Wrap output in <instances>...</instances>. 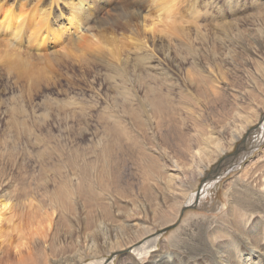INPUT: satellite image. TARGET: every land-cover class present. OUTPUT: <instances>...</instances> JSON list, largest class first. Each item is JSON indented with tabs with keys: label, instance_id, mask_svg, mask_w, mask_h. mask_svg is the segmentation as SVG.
<instances>
[{
	"label": "bare ground",
	"instance_id": "obj_1",
	"mask_svg": "<svg viewBox=\"0 0 264 264\" xmlns=\"http://www.w3.org/2000/svg\"><path fill=\"white\" fill-rule=\"evenodd\" d=\"M106 1L50 0L49 4L47 3L45 6L48 7L47 9H50L49 6L51 7V5L54 7L53 25L57 24V18L64 17V11L73 15L71 20L74 21L70 22L71 20L66 19L65 22L68 27L59 28L57 31L59 38L58 36L55 37L62 41L60 43H63L65 50L63 53L83 56L84 52H91L96 62L103 64V66L106 64L105 72L109 80L112 79V83L121 87L120 90L113 92L114 95L109 98L110 105L108 106L112 108L113 114L105 116L104 132L98 136L97 145L94 144L95 147L97 146L95 149H99V151L93 149L91 154L94 158L95 156L96 158L97 156L104 157L105 148H108V153L115 151L121 154L122 142L135 139L131 148L128 146V152L132 154L133 151L137 150V155L146 159L143 181L137 197L140 198H130L129 195L127 197L122 193L120 195L125 201L123 204L119 200L120 198L119 201L116 198L113 200L111 199L112 196L107 198V200L110 198L108 203L99 202L95 197L98 196V193L96 195L95 191L91 189L89 176L92 165L96 166L98 161L87 162L86 147L83 148V155L81 156L83 159L80 162L82 165H80L79 172L76 173L73 170L63 174L60 170L63 175L58 172L60 184L54 189H48L47 180L43 181L42 172H44L45 167L42 169V166L44 162L42 161L43 158L41 159L40 151L36 152L34 156L39 168L35 167L38 170L33 168L35 173L33 170L32 176L35 182L32 185L29 184L31 175L29 176L24 158L17 153V150L20 148L18 141L20 143L25 141L26 144L31 142V133L23 130L20 135L23 140H20L17 133L15 143H12L13 151H10L9 157L0 154V225L12 227L13 231L19 234L18 238L31 241L30 245L24 243L27 244L25 252L15 251L17 255L15 258L18 257L17 263L113 264V258H118L117 264H264V163H262L264 155L255 161L256 164L260 163L257 168H254L253 164L249 165L251 168L247 166L239 175L234 176L226 187L224 186L227 207L226 205L217 206L214 211H219L218 216L196 217L190 215L178 222L185 208H201L206 190L223 178L227 172L239 167L243 160L248 157L247 155L258 149L260 144L264 142V0H228V4L232 5L230 12L235 15L238 10L254 8L255 18L251 17L248 25L253 24L260 35L254 41L253 46L238 41L225 45L224 40L220 38V32L216 29L219 28L217 25H214L215 28L206 33L207 40L205 39V43L201 38L200 25L193 24L194 28L191 30L192 28L183 25L186 22L184 17L178 12H176L178 14H172L171 8L175 2L173 5L171 2L174 0H153L158 3L157 8L160 12L156 20H150L137 12H127L120 7L113 9L110 13L107 12V15L102 19V16H98V18L100 17L98 20L96 14L100 15L99 13ZM177 1L182 3V0ZM17 2L18 0H15V5ZM198 2L210 5V10H213L215 6V8H220V2L218 3L217 0H210V2L209 0H191L189 4L191 7L193 6V11L194 8H197L196 5H201ZM39 6L41 7V5ZM124 6L123 4L122 7ZM2 8L0 6V12ZM10 8L12 7L10 6ZM35 9H33L34 13H36ZM50 10L48 11L50 12ZM15 16L14 13L10 12L0 23L1 36L3 34L10 37L11 39H8L12 46V48L10 47L12 50H8L11 53L9 54L5 48L10 44L0 42V61L6 64L7 61L15 58L14 60L18 61V64L15 65L18 68V75L27 74L28 70L36 75L33 71L38 68L32 70L34 68L32 65L35 63L31 66L27 65V68L23 67L26 65L22 64L25 62L22 58L23 54L27 55L29 52L28 48L26 50H24L25 47L22 48L27 17L26 15ZM32 16L35 18L34 15ZM14 17L15 22L19 21V24L17 23L16 27L11 28L9 25H12L11 22ZM94 20L96 25L90 27L89 23ZM226 22H223L224 27L227 25ZM108 23L114 30V35L111 37L105 35L102 27ZM154 23L161 24L163 31H167L159 32L160 34L163 32V35L168 37L167 42L156 39L152 34ZM40 25L42 24L40 23ZM248 25L246 21H236L224 31L223 35L228 40L230 39L229 41L233 39V35L237 36L236 39L244 38L246 36L245 31L250 29ZM50 28L49 26L45 28L49 40L56 36L50 32ZM39 29L36 32H40ZM54 29L56 30V28ZM45 31L43 30V32ZM32 34L38 35L33 32ZM193 34L197 37L190 39ZM26 36L27 41L25 43H28V47L30 43H34L36 48H31L32 44L30 48L35 49L34 52L38 53L35 55L30 53L29 57L38 59L41 57L39 40L33 39L34 36L30 37L29 35L28 37L27 34ZM125 41L126 45L124 44ZM241 55L244 57H239ZM237 57H239L241 65L234 63ZM14 60L13 62L17 63ZM140 60L145 62L141 67L138 64ZM200 61H210V64L214 65L215 68L217 63L216 72L212 71L209 74L204 72ZM54 62L51 60L50 63L53 65ZM187 67L191 68L192 73H186ZM243 67H245V72L252 69L263 81V84L253 81L249 84V88L255 90L260 96L257 100L253 96L252 99L250 98L253 94L251 93L252 90L240 92L233 88V77L230 79V76L236 78L235 74L239 72L237 70H243ZM208 68L205 69L208 71ZM219 68H222V73ZM225 75H228L229 79H225ZM248 77L247 75L246 78ZM189 88H194V91L199 93L202 90L204 108L206 106L212 108L217 105L221 101L219 97L216 99V96L228 91L235 107L248 99L251 110L246 112L244 116L237 114L239 123L233 120L234 123L230 124L232 128L225 124L218 130L213 128L207 136H212L211 134L214 132L216 137L201 136L199 140L201 144L197 146L185 142L186 140H183L180 130L175 129L173 133L177 136L178 148L185 151L188 156L187 161L180 162L177 160L178 158L175 159L163 147H159L160 144L156 149L161 155L157 154L159 157L153 159L147 142L148 139H156L155 130L156 127L160 126L159 121H180V128L183 127L184 129L186 127L184 126L185 119L181 118V115H185L186 119L189 116L195 117L203 109L200 101H197L193 107L180 105L179 110L175 107L171 111V108L174 107L172 95L179 94L181 98L182 94L189 92ZM139 92H143L141 97H138ZM180 98L177 104L182 102L183 97L181 100ZM174 112L179 118L176 117V114L174 116ZM68 118H65L66 122ZM119 124H126L127 128L124 125L126 128L124 130L127 131L128 136L123 134ZM167 124L168 127L170 123ZM253 125L260 126L258 134L254 135L256 128L252 129ZM84 131L86 132H80L81 139L84 138V135H89L91 139L95 136L93 133H89L88 129ZM158 131L161 130L158 129ZM252 131L253 135L250 137ZM15 133H13V137ZM223 136H228L226 141L219 140ZM101 141L108 142L109 147H106L108 145L104 142L105 145L102 144V147L105 148H101ZM161 141L166 143L167 138L165 137ZM236 141L240 142L235 148V150L239 149L237 150L239 157L234 159L236 157L230 155L235 150L231 153H227V151L232 148ZM2 144L0 142V145ZM26 144L25 147L29 145L26 146ZM36 144L34 142L28 147L37 146ZM116 146L117 150L115 149ZM21 150L24 149L21 148ZM74 155L75 153L72 154L71 152L67 161L68 165H73L74 161L76 162L77 159L74 160L76 155ZM228 165L230 166L227 167ZM69 167L71 166L69 165ZM102 168L103 166L99 169L100 172ZM194 176L196 180L200 179V187L195 193L191 192L194 185L188 183V179ZM83 182L86 183L83 184ZM73 183L76 184L73 185ZM120 184L121 177L116 175L110 186L119 190ZM119 191L122 192V190ZM42 195L50 198L49 204H45L41 200V197H44ZM49 212L52 215L54 213L59 215L56 225L61 219H65L69 226H63V230L55 229V233L51 236H48L49 234L46 236V233L42 235L39 227ZM16 220L18 223H26L28 226L24 228L23 225H16L14 223ZM49 225L51 226V224ZM60 226L62 227V224ZM171 227L174 228L169 231L164 239L159 240L163 232L165 233ZM25 229L28 230L25 231ZM24 244L22 245L24 246Z\"/></svg>",
	"mask_w": 264,
	"mask_h": 264
},
{
	"label": "rangeland",
	"instance_id": "obj_2",
	"mask_svg": "<svg viewBox=\"0 0 264 264\" xmlns=\"http://www.w3.org/2000/svg\"><path fill=\"white\" fill-rule=\"evenodd\" d=\"M154 1L153 0H111V1L107 0L105 5L102 6V10L99 13L100 15L96 14L97 16L96 19L98 18V16L100 17L102 16L101 19L104 18L107 15V12L110 13L113 11V9L120 7V8L125 9V11L127 12H131V11L137 12V13H140L142 16H146L150 20L151 19L156 20L158 19V15L160 12H158V8H157L158 3ZM176 1L177 0H174L171 2L172 5L175 2V5H173L171 8L172 14L175 15L179 13L182 17H184L186 22L183 25L185 27L192 28L191 30H193L194 28L193 24L200 25L201 38L203 39L205 43H206L205 39L207 40L206 33L209 30L215 28L214 25H217L219 27L216 29H218V31L220 32L221 34L220 38L224 40L223 42L225 43V45H230V44H233L234 41L235 42L238 41V42H242L243 44H248L249 46H253L254 41H256L259 38L260 34L257 31V28L253 24L248 25L249 21L251 20V17H254V15H256L254 8L244 9L240 11L238 10L236 11V15H235L230 12L232 5L228 4L229 3L228 0H217L218 3L220 2V8L219 9L215 8L216 7L215 6L214 7L215 9L213 8V10H210L209 8L210 5H205L203 4V2H198V4H201V5H196L197 8H194V11H193V6L191 7L189 4L191 0H186L188 1L187 3L184 0H182V3L181 1H177L180 3V4L178 3L177 6H176V3H177ZM49 2L50 0L48 1L46 0H42V1L41 0H38V1L37 0H18L17 4L15 5V0L14 1L13 0H0V6L3 7L0 12V23L1 21L4 20V18L10 12H12V14L14 13V15H16L15 17H18V15L19 16L26 15L27 19H26L25 27H24L25 36L23 37V40H22V44H23L22 48L25 47L24 50L28 48L29 52L27 55L23 54L26 57L24 56L22 57L23 61H25V62H22V64L26 65L23 67L27 68V65L31 66L33 63H35L32 65V68L34 67L32 70H35L36 68H38L37 70L33 71L35 72L34 74L36 75H33L32 72L30 73L29 70L27 74L18 75L19 74L17 73L18 68L15 66L16 64H18V61L14 60L15 58L11 59V57L8 56L11 59L9 60V62L10 61L11 62L9 63L7 61L6 64L5 62L2 63V61H0V142L3 143L2 145H0V154H4V156L9 157L8 154L10 153V151H13L12 143H15L14 140H16L15 138H16L17 133L19 135V138L23 130L27 131L28 133H31V142L26 144L25 141H21V143L18 141L20 148L17 150V153L21 154L22 155L21 157L24 158V162L27 167V172L29 176L31 175L29 178V182H30L29 184L32 185L33 182H35L33 180L32 174L33 172L35 173V169L38 170L39 167H38V162L34 154L40 151V153L42 154L41 159L43 158L42 161L44 162L42 169L45 167L43 170L44 172H42L43 181L47 180L48 189H54L58 187V185L60 184V181L58 180L60 178L58 176L60 175L58 172H60L61 174L62 172L63 174H65L67 171L72 172L73 170L76 173L79 172L80 167H81L80 165H82V163L80 164V162H82L81 159H83L81 157L83 155V148L86 147L87 149H86L85 155L87 154L86 156L87 157L86 159L88 160L87 162L90 161V163H94L96 160L98 161L97 162L98 164L96 163V166L92 165L91 167L92 170L89 173L91 189L92 191H95L94 192L95 194L98 193V196H95L96 199L99 202L108 203L107 201H109L110 198L108 200L107 198L112 196L111 199L116 198L118 200L120 198L119 200L123 204V202L125 201H124V198L120 194L124 193V195H127V197L130 196V198H134V197L137 198L139 196V187L142 185V181H143V172L145 169L146 159L140 158V155H137V150L133 151L132 154L131 152H128L127 150L128 146L129 148H131V145L134 143L135 139H133L132 141L124 140V142H122L121 147L123 148V150L121 154L115 151H113V153L112 151L111 153H108V150H107L108 148L106 149L105 147H102V144L104 146L105 144L108 143V142L106 143L105 141L103 142L101 141V146H100L101 148L103 149L105 148L106 150L105 151L106 154L104 155V157L97 156L98 158L97 159L96 156L94 158L93 154H91L93 152V149L97 147V146L95 147V145H97V141L99 140L98 136H101L102 133L104 132V125L106 124L105 116L107 117L108 115L113 114L112 108H109L108 106L110 105L109 98L110 96L114 95L113 92L120 90L121 87L118 85L116 86L114 83H112V79L109 80V77H107L108 75L105 72V70L107 69L106 64H104L103 66V64L96 62L94 55L91 52L90 53L84 52L85 54L84 55L82 54L83 56L81 55L79 56L75 54L69 55V54H66V52L63 53V51H65L62 45L63 43H60L62 41L61 40L59 41V39H56L55 37L59 35L57 34L59 33L57 32L59 31V28L64 29V27L66 28L68 27L65 20L73 19V17H71L73 15H70V12L67 13V11H64L63 13L64 17L57 18L56 19L57 24L53 25L52 21L54 20L53 18L55 17L54 10H53L54 7L53 5H51V7L48 5L49 8L52 9L50 10V9H47L48 8L47 6H45L47 5V3L49 4ZM184 2L187 6L184 4ZM12 3L14 4L12 5ZM123 4L126 6V7L124 6L125 8L122 7ZM39 5H41V7ZM178 5H180V8H178ZM10 6L12 8H10ZM42 8L44 9V11ZM33 9H35V12L37 14L34 13ZM45 9H47L46 12H45ZM48 10H50V12ZM41 11L43 12V14ZM32 15H34L35 18H33ZM180 15H176V16H180ZM15 17L13 18L11 22L12 25H9V27L11 28L16 27L19 24L18 23L19 21L15 22L16 20ZM100 17L98 18V20L100 19ZM46 18L47 20H45ZM223 18H225L226 20H224ZM44 20L48 23H46ZM95 20L90 23L88 22L90 27L96 25V23L94 24ZM73 21L71 20L70 22H73ZM236 21H246L250 29H248V31H245L246 36L244 38L236 39L237 36L233 35L232 36L233 39L229 41L230 39L228 40L227 37H224L223 35L224 31L228 27H230L231 24H234ZM43 22H45L47 26ZM223 22L227 23L225 27L223 25ZM40 23L43 25V28H42V25H40ZM109 24L110 23L102 27L105 32V35L108 37H111V35H114L113 34L114 30L112 26H109ZM48 26L51 27L50 32L56 35L53 38H50V40L47 38V35H48L47 31H45V28H48ZM38 27L42 29L40 30ZM54 28H56V30ZM38 29L40 32H36ZM43 30L45 32H43ZM160 31H163V26H161V24L154 23V32H152V34L156 37V39L158 38V40L167 42L168 37L163 35V32H167V31L165 30L161 34L159 33ZM32 32L38 35H41V36L37 35L38 36L37 37L33 34L31 35ZM115 32L118 33V31H115ZM26 34L28 35V37L29 35L30 37L34 36L33 39H36L37 41L39 40L41 44L39 46L40 47L39 49L41 51V57H39L40 59L39 58L37 59L36 57H32V58L29 57L30 53L31 55L33 54L35 55L38 53L34 52L35 49H31V48H36V45L34 43H30L29 47H28V43H25L27 41ZM196 37L197 36L193 34L190 37V39H194ZM8 38L10 37L2 34V36L0 37V42L2 44H6V43L10 44L8 46L9 49L8 47H6L5 50L7 49V51L8 50L11 51L12 50L11 41L9 42ZM54 38L57 41H55ZM56 42H58L59 44ZM60 44L61 46H59ZM124 44L126 45V41ZM61 47L63 48V50ZM12 52L14 53V51ZM8 53L11 54L9 51ZM46 56L50 58L48 59ZM239 57H244V56L241 55ZM239 57L235 58L234 63L236 65H241V61L238 59ZM13 60L17 63H14ZM51 60L52 62L55 61L56 63L54 62V64L52 65V63H50ZM200 62H201L200 65L203 66L204 72H206L207 74L211 73L212 71L216 72L215 70L217 68V63L215 64L216 66L215 68L214 65L210 64V61H200ZM11 63H14V64H11ZM138 64H139V67H141L145 64V62L143 60H140ZM35 65L37 66L39 65V66L35 67ZM101 67L103 68L100 69ZM205 68H208V71ZM244 68L245 67H243V70L242 69L237 70L239 72H237L238 74L237 73L235 74L236 78L234 76H230V79L233 77V80H232L233 88L240 92L242 90L243 91L252 90L251 93H253L254 95L251 94L250 98L252 99V96H253V98L257 100L259 99L260 96L255 90L249 88L250 86L249 84H251L250 82L252 81L263 84V81L261 80L259 76H257V74H255L252 71V69L250 70L248 69V71L245 72ZM39 69L41 71L43 70L44 71L41 72ZM219 69L221 72L222 68H219ZM37 71L39 74L37 73ZM186 73H192V70L190 67L186 68ZM29 74H32V75H29ZM247 75L250 78L249 77L246 78ZM225 76H226L225 79H229L228 75H225ZM114 86L116 87L114 88ZM142 95H143V92H139L138 97H141ZM182 95H183L182 100H181L182 97L180 98L181 95L179 94L172 95V103L174 104V107L171 108V111H173L175 107L178 108L179 110L180 105H185V107H193L196 105L197 101H200V105L203 107V109L200 110L198 114L195 115V117L189 116V118L186 119L185 115L183 114L181 115V118L185 119L184 126L186 127L184 129L183 127H181L182 129L180 128V121L178 122H174V121L166 122L165 120L159 121L160 126L156 127V130H155V135H157L156 139L155 140L148 139V142H147V146L150 147L151 157L153 159L156 157L157 158L159 157L157 154H160V153L158 152L156 148L160 144L159 147L160 146L163 147L167 151V153L171 155L172 157H174L175 159L178 158L177 160H179L180 162L187 161L186 159L188 156L185 153V151H181L178 148L179 145L177 144V136L175 133H173L175 129L180 130V132L183 135V140H186L185 142H190L191 144H194V146H197L201 144L199 141L201 136L216 137V134H214V132H213L214 135L211 134L212 136L210 135L207 136V135L212 132L213 128L214 129L216 128L215 130H218L220 127H223L225 125H229V127L232 128V125L230 124L234 123V121L236 123H239V118L237 114L244 116L246 112H249L251 110L250 109L251 105L248 103L249 102L248 99H247L248 101L246 100L243 104L237 106L238 108L235 107L234 103H232L234 101L228 95V91L226 93L222 92L221 95L219 94L216 96V99L219 97L221 102L217 103V105L213 106L212 108L209 106H206L204 108V101L202 100V96H203L202 90L199 93V92L194 91V88H189V92L184 93ZM107 98L109 99V101ZM179 98L182 102L180 104H177L179 101ZM175 114L176 113L174 112V116ZM176 117H177V114H176ZM65 118H68L67 122L65 121ZM86 120L87 122H84ZM167 123H170L168 127H167L168 125ZM124 125L127 128L126 124H119L118 126L120 127V130L123 132V134L125 136H128L127 131L124 130L126 129ZM253 128H256L254 135L258 134L259 132L258 129L260 128V126L256 127L253 125L252 129ZM85 129H88L89 133H93L95 136L92 137L91 139V137H89V135L87 134L88 136L84 135V138L81 139L80 132L83 131L85 133L86 132L84 131ZM158 129L161 131L159 132ZM49 131H50V134H48ZM157 131L159 134L157 133ZM32 132L34 135L32 134ZM13 133H15L14 137H13ZM37 135H39L40 137ZM252 135H253V131L251 132L250 137ZM146 136L147 134L145 135V137ZM225 136H223L222 138L219 137L220 139L218 137L217 138L219 140L222 139L221 141H226L228 136L227 137ZM165 137L167 138L166 143L161 141L165 139ZM20 140H23V139L20 138ZM197 140L198 142H196ZM34 142L37 143L36 144L37 146L28 147L30 144H33ZM239 143H240L239 141H236L234 145L232 146V148L229 151H227V153L233 152ZM25 144L26 146L28 144L29 145L25 147L24 146ZM34 147L36 148V150H34L35 149ZM106 147H109V145ZM21 148L24 150H21ZM116 148L117 146L115 147V149ZM19 150L20 152H18ZM95 150L99 151V149H95ZM97 151L95 152L97 153ZM71 152L72 154L75 153L77 158L75 157L74 160L76 159L77 160L76 162L74 161L73 165L69 164L71 166L69 167V165L67 164L68 163L67 161L71 155ZM263 155H264V142L260 144L258 149L254 150L251 154L247 155L248 157H246L243 160V162L241 163L239 167L231 170L230 172H227L226 175L223 176V178H221L218 182H216L213 186L209 187L206 190L205 195L202 199L201 208H192V207L185 208L182 211L178 222L182 221L184 218L190 215H193L196 217L197 216H207V217L218 216L219 211L217 210L214 211V209H216L217 206L220 207V205L221 206L226 205L227 207V202L224 196V188L226 187V185L230 182V180L234 178V176L239 175V173L243 171V169H245L247 166L250 167L249 165L253 164V167L257 168V166L260 165V163L256 164L255 161H257V159ZM262 163H264V160L262 161ZM102 166L103 168L101 169V172H100L99 169ZM35 167H38V168H35ZM254 168L252 169V171L254 170ZM100 173L101 174L103 173V175H101ZM116 175L117 177H121V184L119 185L120 186L119 190H122V192L117 190L115 187L111 188L112 186H110V183L112 182V180L115 178ZM13 178L15 179L16 177H13ZM85 183L86 182H83V184ZM188 183L189 184L192 183L191 184L192 186L194 185V188L192 189L191 192L195 193L198 191V188L200 187V179L196 180L194 176L188 179ZM75 184L76 183H73V185ZM102 197L104 198L102 199ZM41 200H43L45 204L50 203V198L47 196L41 197ZM47 217H46L47 219L45 217L43 218V220L41 221V225L43 226L40 225L39 227L40 228L39 231L42 232L41 233L42 235L46 233L45 234L46 236L48 234H49L48 236H51L52 234L55 233V229L63 230V226L64 227L65 225L69 226V223L65 222V219L64 220L61 219L58 225H56L57 220L59 218V215H56V213L52 215L49 212ZM49 220H50V223H49ZM14 223H16V225L17 224L23 225L24 228L28 226L26 223H21V222L18 223V220L14 221ZM49 224H51V226ZM61 224H62V227L60 226ZM11 228L12 227L10 226L8 227L7 225H0V264H15V263L18 264L17 263L18 257L15 258V256H17L15 254V251L21 250L22 252H25L24 250L27 244H24V243H28V245L31 244V241L24 240L23 238H18L19 234H17V232L13 231V228L12 229ZM173 228L174 227H171L170 229H167L165 233L163 232L159 240L164 239L166 235L169 233V231H171ZM26 230L28 229H25V231ZM39 238L41 239L42 237H39ZM22 244H24V246ZM144 259L146 260L147 258L145 257ZM118 261H119L118 258H113V264H117Z\"/></svg>",
	"mask_w": 264,
	"mask_h": 264
},
{
	"label": "water",
	"instance_id": "obj_3",
	"mask_svg": "<svg viewBox=\"0 0 264 264\" xmlns=\"http://www.w3.org/2000/svg\"><path fill=\"white\" fill-rule=\"evenodd\" d=\"M237 150H239L238 148L233 152V154L232 155H230V156H232V157H236V158H234V159H237V157H239L238 156V154H237ZM230 165H228L227 167H229ZM224 167H226V166H224ZM230 172V171H229Z\"/></svg>",
	"mask_w": 264,
	"mask_h": 264
}]
</instances>
